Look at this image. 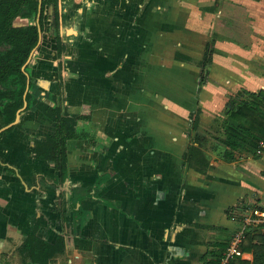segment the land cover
<instances>
[{"label":"crops","instance_id":"obj_1","mask_svg":"<svg viewBox=\"0 0 264 264\" xmlns=\"http://www.w3.org/2000/svg\"><path fill=\"white\" fill-rule=\"evenodd\" d=\"M57 11L52 28L45 6L26 106L0 137V264H40L31 250L58 236L45 264H217L245 210H264V153L228 157L220 141L229 103L264 98V0ZM48 135L63 170L33 155ZM242 251L233 264H264V225Z\"/></svg>","mask_w":264,"mask_h":264},{"label":"trees","instance_id":"obj_2","mask_svg":"<svg viewBox=\"0 0 264 264\" xmlns=\"http://www.w3.org/2000/svg\"><path fill=\"white\" fill-rule=\"evenodd\" d=\"M57 1L41 0L39 18L36 22L39 0H0V101L4 100L2 114L5 124L13 122L17 110L22 107L28 75L25 72L26 68L23 70L22 67L37 44L38 26L42 30L46 5L52 8V28L57 26ZM25 20L30 22H24ZM205 61H209V58ZM6 84H11L12 88H7ZM27 96L28 94L26 98ZM196 124L197 120L194 117L192 129ZM221 133L223 138L220 141L224 144L228 157L236 150L255 153L257 141L264 139V98H253L236 106L229 103ZM194 138L198 140L197 132ZM60 144L57 145L55 135H48L44 141L34 142L33 155L37 159L52 162L57 169L63 170L67 158L63 141ZM61 242V236H58L53 244L40 242L31 250L32 261L47 263L59 249ZM237 261L238 258L230 264Z\"/></svg>","mask_w":264,"mask_h":264},{"label":"built area","instance_id":"obj_3","mask_svg":"<svg viewBox=\"0 0 264 264\" xmlns=\"http://www.w3.org/2000/svg\"><path fill=\"white\" fill-rule=\"evenodd\" d=\"M264 153V139H260L256 143L255 154ZM264 225V210L249 207L245 210L240 219V223L233 231L224 251L219 256L217 264H230L235 258L242 256V244L250 229Z\"/></svg>","mask_w":264,"mask_h":264},{"label":"flooded vegetation","instance_id":"obj_4","mask_svg":"<svg viewBox=\"0 0 264 264\" xmlns=\"http://www.w3.org/2000/svg\"><path fill=\"white\" fill-rule=\"evenodd\" d=\"M48 6V5H47ZM58 19V18H57ZM58 44V43H57ZM30 59V58H29ZM28 62H29V60H27L26 61V64H25V66H24V69L25 68H27L28 67ZM26 72V71H25ZM28 73V72H27ZM26 73V74H27ZM27 81H28V87H27V89L25 88V90H26V93H25V96L23 97V99L25 100V102H26V100L28 99V96H27V98H26V94H28L29 95V93H28V89L30 88V85H29V83H30V77H29V74L27 75ZM10 86H12L11 84H8V87L9 88H11ZM25 92V91H24ZM24 95V94H23ZM24 100H23V103H24ZM3 103H4V100H1L0 101V137L2 136V134L4 133V132H7V131H10L13 127H14V125H10L11 123H9V124H5L4 123V120H3V114H2V106H3ZM22 106H23V104H22ZM18 111V110H17ZM15 119V118H14Z\"/></svg>","mask_w":264,"mask_h":264},{"label":"water","instance_id":"obj_5","mask_svg":"<svg viewBox=\"0 0 264 264\" xmlns=\"http://www.w3.org/2000/svg\"><path fill=\"white\" fill-rule=\"evenodd\" d=\"M40 1H41V0H39V3H38V10H37L36 22L38 21L39 13H40V3H41ZM37 26H38V25H37ZM38 31H39V36H38V41H37L36 46L38 45V43H39V41H40V32H41V30H40L39 26H38ZM36 46L31 50V52H30V54H29V56H28V60H29V58L31 57V55H32L33 51L35 50ZM25 64H26V63H25ZM25 64H24L23 67H22L23 70H24V66H25ZM27 87H28V81H27L26 89H27ZM25 93H26V90H25V92H24L23 97L25 96ZM25 106H26V102H25V100H24L23 106H22V107L16 112L15 119H14V121H13L10 125L17 124V122H18V120H19V117H20V114H21V112H22V110L24 109Z\"/></svg>","mask_w":264,"mask_h":264},{"label":"rangeland","instance_id":"obj_6","mask_svg":"<svg viewBox=\"0 0 264 264\" xmlns=\"http://www.w3.org/2000/svg\"><path fill=\"white\" fill-rule=\"evenodd\" d=\"M17 21H19V20L17 19ZM24 22H30V21L25 20ZM25 71H26V70H25ZM26 72H27V71H26ZM6 86H7V88H9L7 84H6ZM10 87L12 88V86H10ZM205 134H206V138H213V136L215 135V132L212 133V131H205ZM214 137H215V136H214Z\"/></svg>","mask_w":264,"mask_h":264}]
</instances>
